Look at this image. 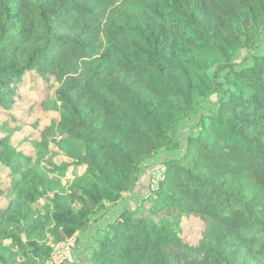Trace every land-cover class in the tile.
<instances>
[{
    "label": "trees",
    "instance_id": "1",
    "mask_svg": "<svg viewBox=\"0 0 264 264\" xmlns=\"http://www.w3.org/2000/svg\"><path fill=\"white\" fill-rule=\"evenodd\" d=\"M260 45L264 0H0V264L7 244L22 264H46L166 149L178 154L156 187L99 232L84 264H264V48L237 65ZM32 73L56 87L59 121L42 140L69 165L37 167L12 145ZM176 215L203 223L198 243L156 222Z\"/></svg>",
    "mask_w": 264,
    "mask_h": 264
},
{
    "label": "rangeland",
    "instance_id": "2",
    "mask_svg": "<svg viewBox=\"0 0 264 264\" xmlns=\"http://www.w3.org/2000/svg\"><path fill=\"white\" fill-rule=\"evenodd\" d=\"M263 48L264 45H260L252 50L242 51L237 57L238 67L243 64L250 65L251 60H247L248 57L261 53ZM55 90L56 87L54 85L47 83L37 73H32L20 87L16 105L11 113L15 119L14 122L12 121L9 124L13 131L12 145L22 149L27 155H31L34 159V164L40 161L39 166L36 164L37 167H41V162H52L58 167L69 165L72 162V160L65 156H57L56 152H53L57 148H53L52 151L43 146L44 140H42V133L52 123L59 121V112L54 98ZM221 97L222 95L220 94L210 97L204 103L202 112L183 124L176 136L182 145H185L188 134L197 132L196 125L201 114L215 107ZM7 114L0 110V123L7 119ZM64 146L65 149L73 154L79 155L77 145L65 144ZM177 154L178 152L166 149L161 151L156 159L146 163L144 165V172L134 192L125 197L122 204L116 206L108 205L101 214L93 217L90 227L74 237L73 245L66 254L63 251L55 253L56 257L53 258V264H84L88 262L92 249L96 246L99 232L109 223L113 222L121 211L127 208H133L137 200L142 199L147 194L152 174L154 172L156 173L163 166L166 159ZM0 181L2 188H6L9 185V180L5 178L3 172H0ZM39 209H41L39 214L44 215L45 208L40 207ZM156 222L168 229L179 231L184 241L192 245L199 242L201 239V231L204 227L203 223L199 220L186 215L158 219ZM3 253L8 258L9 264H22L19 254H13L8 244L3 247ZM53 254L54 252L52 253V257L54 256Z\"/></svg>",
    "mask_w": 264,
    "mask_h": 264
},
{
    "label": "built area",
    "instance_id": "3",
    "mask_svg": "<svg viewBox=\"0 0 264 264\" xmlns=\"http://www.w3.org/2000/svg\"><path fill=\"white\" fill-rule=\"evenodd\" d=\"M166 168L165 166H162L158 171H156V173L154 172L152 174V179L150 181V187L151 189H154L159 181V179L161 178V176L163 175V173L165 172ZM74 238H71L63 243H60L56 246L53 247V252H54V256L51 257V259L46 263V264H53L54 260L53 258L56 257L55 253H59V251H63L65 254L66 252H68L71 248V246L73 245Z\"/></svg>",
    "mask_w": 264,
    "mask_h": 264
}]
</instances>
